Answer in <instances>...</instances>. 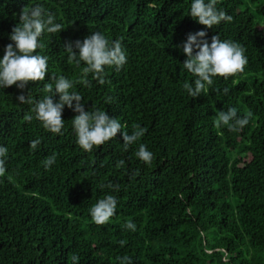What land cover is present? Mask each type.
<instances>
[{
  "label": "trees",
  "instance_id": "obj_1",
  "mask_svg": "<svg viewBox=\"0 0 264 264\" xmlns=\"http://www.w3.org/2000/svg\"><path fill=\"white\" fill-rule=\"evenodd\" d=\"M33 2L0 0V55ZM38 2L65 28L40 38L44 47L36 51L49 57L44 81L0 90V144L9 150L0 176V264H72L73 254L79 264H119L124 256L132 264H224L225 254L228 264H264V0H222L218 7L233 20L211 29L188 15L190 0ZM200 30L209 42L219 34L240 43L248 64L192 98L182 87L192 78L182 45ZM92 31L120 39L127 63L106 67L102 85L75 87L86 111L104 108L129 133L137 124L146 129L127 150L118 131L87 152L71 127L78 113L65 106V128L54 134L35 119L25 122L29 106L16 99L29 91L46 95L50 76L78 80L84 65L68 62L64 46ZM233 107L238 116L251 114L249 124L214 127L218 111ZM140 143L153 153L150 165L135 156ZM53 153L56 163L45 170ZM105 194L117 197L116 214L98 225L89 208ZM128 220L135 231L125 227Z\"/></svg>",
  "mask_w": 264,
  "mask_h": 264
},
{
  "label": "clouds",
  "instance_id": "obj_2",
  "mask_svg": "<svg viewBox=\"0 0 264 264\" xmlns=\"http://www.w3.org/2000/svg\"><path fill=\"white\" fill-rule=\"evenodd\" d=\"M222 0H190V15L199 24L211 29L221 22H231L233 17L218 5ZM65 28L64 24L57 22V17L49 11L43 3L34 0L25 6L19 14V22L12 28L9 35L11 43H8L0 55V90L15 85L18 89H24L29 81H44L48 73L47 55L37 53V49H43L40 43L42 34H57ZM68 62L80 68L78 80L70 79L64 75L50 76L48 83L43 85L42 91L46 93L41 98H34L29 91L27 95L21 93L16 99L20 105H28L29 111L24 114L25 122L33 119L40 122L48 132L61 134L65 128V120L62 112L67 106L75 113L71 119L72 131L75 142L87 152H92L98 146L112 140L117 132H121L125 150L130 145L137 144L144 136L146 129L139 124L133 126L131 133L125 131L117 118L110 117L104 108L91 107L85 110L81 103L82 95L76 90L77 83L91 87L92 81L99 84L105 83V68L119 70L127 63L126 50L120 39L110 40L103 32L92 31L83 40L77 39L64 46ZM182 52L186 59L183 62L184 69L191 75V80H186L182 87L188 96L195 98L206 94L214 84V78L223 77L227 80L230 76L243 73L248 64L245 48L231 39H221L219 34L207 38L205 30L197 31L187 36L182 45ZM91 76V80L89 79ZM225 93L228 89L223 90ZM58 94V100L53 101V95ZM111 103V97L105 98V104ZM251 114L238 116L236 108L227 111H218L214 120V127L227 126L230 130L237 131L249 124ZM41 141L39 138L30 141V148L35 151ZM7 146L0 144V176H4L7 168ZM135 156L146 164H151L154 156L147 146L140 143ZM56 163V154L47 156L42 166L45 170L51 169ZM124 160L119 161L123 166ZM105 187L113 192H118L119 187L107 184ZM118 200L115 195L105 194L98 199L90 208L89 215L92 221L98 225L108 223L116 214ZM128 230L135 231L136 224L132 220L125 222ZM72 264H79V256L73 254ZM119 264H132L128 256L121 257ZM224 264H228L225 254Z\"/></svg>",
  "mask_w": 264,
  "mask_h": 264
}]
</instances>
